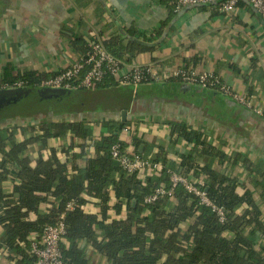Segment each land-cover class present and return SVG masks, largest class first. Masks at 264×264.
I'll return each instance as SVG.
<instances>
[{"label": "crops", "instance_id": "0c3cea01", "mask_svg": "<svg viewBox=\"0 0 264 264\" xmlns=\"http://www.w3.org/2000/svg\"><path fill=\"white\" fill-rule=\"evenodd\" d=\"M109 39H116L114 48H128L130 42L145 47L132 49L129 63L125 62L127 54L116 56L126 65H149L159 74L177 69L207 74L230 93L218 86L203 88L174 78L71 91L0 89V130L16 129L14 138L21 142L41 136L46 125L78 124L93 139L114 134L129 152H134V138L141 142L136 152L141 157L156 160L160 156L179 166L182 158L200 150L172 133V124L182 126L199 134L224 159L199 157L196 166L187 164L180 173L205 185V176L194 173L210 165L215 172L235 179L238 193H252L264 223V22L258 12L244 0L230 13L221 12L216 4L176 13L162 0H0V78L4 70L13 76L51 77L94 42L105 46ZM51 92L64 95L50 98ZM124 127L130 132H122ZM5 144L11 147L8 141ZM50 150L69 169L83 168L95 156L90 140L71 131L28 144L23 155L33 166L39 156L48 158ZM12 178L4 183L5 194L12 191ZM86 199L81 211L98 215V200ZM114 203L111 195L108 205ZM173 206L172 199L167 201L168 209ZM124 217L125 209L117 215L110 208L106 214L107 222ZM181 230L184 233L186 224ZM2 236L0 227V240ZM257 239L261 247L264 240L260 235ZM80 246L89 264H109L85 241ZM5 255L0 253V264H15V259Z\"/></svg>", "mask_w": 264, "mask_h": 264}, {"label": "trees", "instance_id": "16d2710c", "mask_svg": "<svg viewBox=\"0 0 264 264\" xmlns=\"http://www.w3.org/2000/svg\"><path fill=\"white\" fill-rule=\"evenodd\" d=\"M115 40L106 41L107 50L119 58L127 54V63L132 59V49H145L135 42H130L128 48H114ZM41 79L34 73L13 76L4 70L0 86H12L17 81L32 85ZM113 84L115 79L106 76L97 86ZM15 130H0V227L3 229L0 253L15 259V264H34V258L27 252L31 242L40 237L45 226L57 222L68 202L83 205L87 203L86 197L98 200L99 214H86L80 209L65 213L66 234L60 249L66 264H89L80 246L83 241L105 256L109 264H264V244L257 247V236L264 240L261 207L250 191L238 193L236 180L215 172L210 165L196 168L194 174L205 176L207 196L225 212L222 223L180 185L173 189L174 206L170 209L167 201L171 199L166 197L145 202L160 186L170 188V173H182L187 164L195 165L199 157L224 159L199 134L172 124V133L193 142L200 150L182 158L179 166L158 156L151 161L161 165L159 174L140 177L126 174L111 158L110 147L118 141L114 134L93 139L82 125L54 124L46 125L41 136L17 142ZM67 131L90 140L95 149V156L88 158L83 168L69 169L54 150L49 151L46 159L39 156L33 166L24 157L28 144L62 136ZM5 141L11 144L10 148L7 149ZM131 142L133 151L138 152L141 142L134 138ZM10 176L12 191L5 194L3 186ZM111 195L115 203L110 207ZM41 205L44 209H40ZM110 208L117 215L125 209L124 219L107 222ZM183 224H186L184 233ZM31 235H35L32 240Z\"/></svg>", "mask_w": 264, "mask_h": 264}, {"label": "built area", "instance_id": "2783aa9c", "mask_svg": "<svg viewBox=\"0 0 264 264\" xmlns=\"http://www.w3.org/2000/svg\"><path fill=\"white\" fill-rule=\"evenodd\" d=\"M172 6L177 13L187 7H194L203 4H216L221 12H232L240 0H164ZM248 5L256 10L264 22V0H244ZM106 76H111L117 84H131L134 86L170 80L174 78L178 82L195 84L203 88H218L224 93H230L229 89L221 85L218 80L210 75H197L187 69H177L171 73L159 74L154 72L149 65L137 66L126 65L115 55L110 53L102 42H94L87 47L77 58L63 71L40 80L36 84L17 81L12 86H0V89H55L71 91L79 88L88 89L101 83ZM236 100L244 104L242 99L234 96ZM128 127H124L122 132L127 133ZM111 158L128 175L137 174L140 177L158 175L161 169L159 163H154L148 158L141 157L136 152H129L123 142L117 141L110 147ZM180 185L190 194H193L200 205L208 207L217 217L219 222L225 220V212L215 202H213L204 189L201 180L191 181L181 173H170V188L165 189L160 186L156 191L145 198L146 203H151L158 198H172L173 189ZM75 209H83V205L75 201L68 202L64 211L57 218L53 225L43 228L42 234L30 244L28 254L34 258V264H66L62 258L60 245L66 234L64 217L66 212Z\"/></svg>", "mask_w": 264, "mask_h": 264}, {"label": "water", "instance_id": "95a60500", "mask_svg": "<svg viewBox=\"0 0 264 264\" xmlns=\"http://www.w3.org/2000/svg\"><path fill=\"white\" fill-rule=\"evenodd\" d=\"M16 92H18V91H21V89L20 90H15ZM53 92H51V96H48V97H50V98H56V99H59L62 95H64V94H62L61 92H57V93H53ZM24 95H27V92L24 94Z\"/></svg>", "mask_w": 264, "mask_h": 264}, {"label": "rangeland", "instance_id": "374dc122", "mask_svg": "<svg viewBox=\"0 0 264 264\" xmlns=\"http://www.w3.org/2000/svg\"><path fill=\"white\" fill-rule=\"evenodd\" d=\"M44 90H49V89H44Z\"/></svg>", "mask_w": 264, "mask_h": 264}]
</instances>
